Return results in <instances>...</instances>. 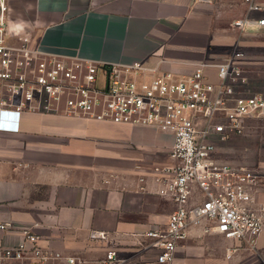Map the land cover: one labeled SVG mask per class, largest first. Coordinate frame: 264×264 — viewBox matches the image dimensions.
Here are the masks:
<instances>
[{
    "label": "crops",
    "instance_id": "1",
    "mask_svg": "<svg viewBox=\"0 0 264 264\" xmlns=\"http://www.w3.org/2000/svg\"><path fill=\"white\" fill-rule=\"evenodd\" d=\"M9 18L13 30L30 34L44 52L105 63L141 61L177 78L201 66L213 76L240 50L249 87L264 92V27L256 24L264 10L249 13L242 0H9ZM243 18L251 24L237 28ZM36 113L21 117L19 131L0 130V221L12 225L0 232V246H15L32 232L44 247L86 264L151 260L153 253L143 250L145 235L165 228L175 209L160 195L158 181L159 170L174 164L172 134ZM255 131L264 171V119L247 122V150L257 143ZM95 232L106 239L93 240ZM110 251L117 252L115 261H107ZM176 264H264V234L249 248L192 229Z\"/></svg>",
    "mask_w": 264,
    "mask_h": 264
},
{
    "label": "built area",
    "instance_id": "2",
    "mask_svg": "<svg viewBox=\"0 0 264 264\" xmlns=\"http://www.w3.org/2000/svg\"><path fill=\"white\" fill-rule=\"evenodd\" d=\"M242 1L249 13L264 10L257 0ZM250 24L243 18L235 26ZM256 24L264 27V19ZM243 57L235 50L213 76L201 66L177 78L141 61L105 63L48 53L30 34L11 28L9 0H0V130L19 131L24 114L42 111L171 133L174 164L159 170L158 181L160 195L175 209L165 228L146 233L143 250L153 255L145 264H176L179 246L195 228L255 248L264 234V201L259 200L264 171L216 158L218 143L242 136L249 120L264 119V94L250 89L239 65ZM11 227L0 221V232ZM116 259V251L107 253V261ZM5 262L86 264L44 247L32 232L15 246H0V263Z\"/></svg>",
    "mask_w": 264,
    "mask_h": 264
},
{
    "label": "rangeland",
    "instance_id": "3",
    "mask_svg": "<svg viewBox=\"0 0 264 264\" xmlns=\"http://www.w3.org/2000/svg\"><path fill=\"white\" fill-rule=\"evenodd\" d=\"M103 79L101 80V83ZM251 89V87H250ZM253 92L264 93L261 90L251 89ZM259 133V132H258ZM257 131H255V136L257 137V143L254 145V149L249 147L250 150H247V138L248 135H252V133L244 132L242 136H240L239 141L236 140V137L228 140L227 142H220L217 144V155L216 158L226 164H230L233 166H243L252 169H263L262 166V156L259 155V151L257 147H261L262 140L261 135H259ZM250 145V143H249ZM252 146V145H251Z\"/></svg>",
    "mask_w": 264,
    "mask_h": 264
}]
</instances>
